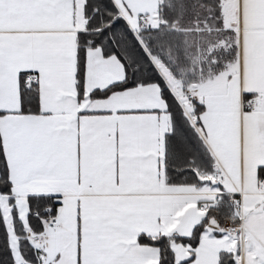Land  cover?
<instances>
[{
    "label": "snow or ice",
    "instance_id": "obj_1",
    "mask_svg": "<svg viewBox=\"0 0 264 264\" xmlns=\"http://www.w3.org/2000/svg\"><path fill=\"white\" fill-rule=\"evenodd\" d=\"M0 264H264V0H0Z\"/></svg>",
    "mask_w": 264,
    "mask_h": 264
}]
</instances>
